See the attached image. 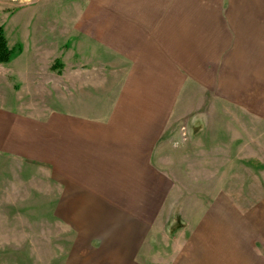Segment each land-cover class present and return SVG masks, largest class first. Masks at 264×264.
<instances>
[{
    "label": "crops",
    "instance_id": "0c3cea01",
    "mask_svg": "<svg viewBox=\"0 0 264 264\" xmlns=\"http://www.w3.org/2000/svg\"><path fill=\"white\" fill-rule=\"evenodd\" d=\"M77 1L60 25L71 59L55 66V121L1 108L0 148L49 164L56 187L46 209L71 233L74 263L151 264L160 222L169 237L176 222V213L161 218L175 190L156 164L185 113L179 101L222 64L224 0Z\"/></svg>",
    "mask_w": 264,
    "mask_h": 264
},
{
    "label": "rangeland",
    "instance_id": "374dc122",
    "mask_svg": "<svg viewBox=\"0 0 264 264\" xmlns=\"http://www.w3.org/2000/svg\"><path fill=\"white\" fill-rule=\"evenodd\" d=\"M223 5L217 76L179 101L185 113L174 117L175 136L156 164L169 168L175 190V208L161 218L176 213V222L173 237L160 222L151 264H264V0ZM78 8L77 0H0L12 51L0 63V109L55 121V66L71 59L60 25ZM30 156L0 148V264H76L71 233L46 209L56 187L49 164Z\"/></svg>",
    "mask_w": 264,
    "mask_h": 264
},
{
    "label": "trees",
    "instance_id": "16d2710c",
    "mask_svg": "<svg viewBox=\"0 0 264 264\" xmlns=\"http://www.w3.org/2000/svg\"><path fill=\"white\" fill-rule=\"evenodd\" d=\"M11 56L12 51L8 48L3 29L0 27V63H7ZM52 67H54V65ZM174 228L175 227H173V229ZM173 229L172 231H174Z\"/></svg>",
    "mask_w": 264,
    "mask_h": 264
}]
</instances>
